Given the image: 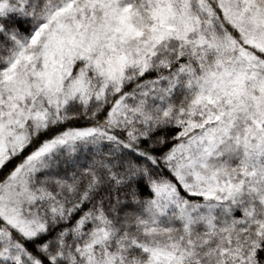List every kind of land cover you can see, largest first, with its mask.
Returning a JSON list of instances; mask_svg holds the SVG:
<instances>
[{"label": "snow or ice", "instance_id": "6c2138e0", "mask_svg": "<svg viewBox=\"0 0 264 264\" xmlns=\"http://www.w3.org/2000/svg\"><path fill=\"white\" fill-rule=\"evenodd\" d=\"M0 264H264V0H0Z\"/></svg>", "mask_w": 264, "mask_h": 264}]
</instances>
